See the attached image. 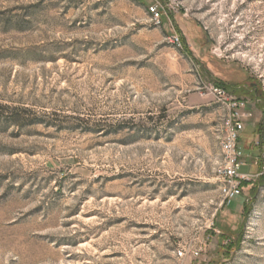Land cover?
I'll use <instances>...</instances> for the list:
<instances>
[{
	"label": "rangeland",
	"instance_id": "374dc122",
	"mask_svg": "<svg viewBox=\"0 0 264 264\" xmlns=\"http://www.w3.org/2000/svg\"><path fill=\"white\" fill-rule=\"evenodd\" d=\"M0 264H264V0H0Z\"/></svg>",
	"mask_w": 264,
	"mask_h": 264
},
{
	"label": "built area",
	"instance_id": "2783aa9c",
	"mask_svg": "<svg viewBox=\"0 0 264 264\" xmlns=\"http://www.w3.org/2000/svg\"><path fill=\"white\" fill-rule=\"evenodd\" d=\"M152 8V20L156 24H161L164 7L160 2L150 5ZM170 42H179L183 45L182 37L178 33H172L169 36ZM221 106L228 111V116L224 120L225 136L224 149H227V161L221 170V176L224 180L223 191L225 192V185H233V197L240 195L242 192L243 181L249 180L248 175L240 172L241 162L237 142L244 129V118L250 116L243 111L246 104V98L239 97L231 93L227 88L210 83L208 87ZM232 199V198H231ZM181 255L182 251L179 252Z\"/></svg>",
	"mask_w": 264,
	"mask_h": 264
},
{
	"label": "crops",
	"instance_id": "0c3cea01",
	"mask_svg": "<svg viewBox=\"0 0 264 264\" xmlns=\"http://www.w3.org/2000/svg\"><path fill=\"white\" fill-rule=\"evenodd\" d=\"M177 19V18H176ZM177 23H178V20H177ZM202 60L206 61L207 59L206 58H201ZM209 69H211V71L214 72V65L212 63H208L207 64ZM211 73V72H210ZM228 80L224 79L225 82L227 83H232V85H234L235 87L236 86H239L240 87V83L238 82H235V81H232V79L235 78V75H230V77H226ZM236 89V88H235ZM259 101L258 98H256V95H254V99H253V104L255 105L256 102ZM248 128H246L247 130L243 133L242 135V138H243V144H248V146L250 144H253V148L256 149L257 146L256 144H259V137H260V133L258 131V128H256L257 124H255L254 122L253 123H250L248 124ZM251 147V146H249ZM247 155V158L249 160V163L252 165V164H255V160L258 158L256 155H254V150H251V152H248L246 153Z\"/></svg>",
	"mask_w": 264,
	"mask_h": 264
},
{
	"label": "bare ground",
	"instance_id": "6f19581e",
	"mask_svg": "<svg viewBox=\"0 0 264 264\" xmlns=\"http://www.w3.org/2000/svg\"><path fill=\"white\" fill-rule=\"evenodd\" d=\"M172 43L174 45H176L178 48H183V45L180 44L179 42H172ZM224 136H225V131H224V134H223V138L221 139L222 140L221 144H222V149H223V152H224V155H225V161H227V149H224V141H223ZM225 191H226L227 195H231V194L233 195V185H225Z\"/></svg>",
	"mask_w": 264,
	"mask_h": 264
},
{
	"label": "trees",
	"instance_id": "16d2710c",
	"mask_svg": "<svg viewBox=\"0 0 264 264\" xmlns=\"http://www.w3.org/2000/svg\"><path fill=\"white\" fill-rule=\"evenodd\" d=\"M185 43H186V42H185ZM216 84H217V85H220V86H223V87L227 88L228 90H230V89L228 88V85H230V84L227 83V82H225V81L217 80V81H216Z\"/></svg>",
	"mask_w": 264,
	"mask_h": 264
},
{
	"label": "flooded vegetation",
	"instance_id": "af4514ba",
	"mask_svg": "<svg viewBox=\"0 0 264 264\" xmlns=\"http://www.w3.org/2000/svg\"><path fill=\"white\" fill-rule=\"evenodd\" d=\"M251 85L253 87L259 88V83L258 82H251Z\"/></svg>",
	"mask_w": 264,
	"mask_h": 264
}]
</instances>
